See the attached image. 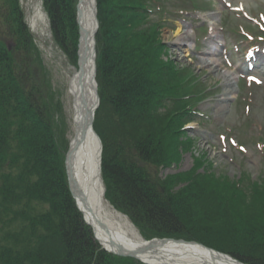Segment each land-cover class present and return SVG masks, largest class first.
Here are the masks:
<instances>
[{"label":"trees","instance_id":"trees-1","mask_svg":"<svg viewBox=\"0 0 264 264\" xmlns=\"http://www.w3.org/2000/svg\"><path fill=\"white\" fill-rule=\"evenodd\" d=\"M18 2L0 0V24L9 26L14 45L9 53L0 42V264H142L103 252L74 208L63 167L67 142L61 133L57 144L49 129L55 93ZM148 2L96 0L94 129L103 145L105 198L146 240H195L245 264H264V185H247L250 195H243L238 184L220 182L212 164L199 172L200 159L188 174L159 177L190 148L182 127L193 120L197 94L189 75L164 59ZM43 6L53 40L72 56V0H43ZM211 196L217 203L236 199L244 214L231 206L228 219L208 217L200 203L212 205ZM207 221L216 234L209 241L197 238L194 226L208 227Z\"/></svg>","mask_w":264,"mask_h":264},{"label":"rangeland","instance_id":"rangeland-1","mask_svg":"<svg viewBox=\"0 0 264 264\" xmlns=\"http://www.w3.org/2000/svg\"><path fill=\"white\" fill-rule=\"evenodd\" d=\"M196 1L198 5L195 10L186 0H161L167 14L158 20L164 24V28L161 30V39L169 46L168 56L174 60L179 71L190 75L187 77L192 79L191 82L194 81L191 91L203 99L196 107L199 115L197 121L187 126L188 136L194 142L191 143L187 152L181 153V159L177 166L171 165L159 174L164 178L178 173L188 174L189 171L197 169L195 159H200L204 165L199 166V172L201 169L208 168L209 163H212V170L219 177L220 182L225 181V178L236 182L242 176L246 177L245 183L264 182V147L259 146L260 141L264 140V85L258 87L252 81L254 87L252 89L247 87L246 90L245 85L241 84L248 77H252V74L246 70V61L249 56L247 48L257 44L246 41L239 35L242 31L254 35L262 32L258 27H264V0ZM42 4V0H19L24 20L31 30L34 45L39 51H36V55L48 73L51 89L55 93V99L51 103L53 105H50L48 120L50 121L49 129L59 144L64 126L61 113H59L61 106L65 123L68 124L66 136L67 139L71 138L70 117L66 112V82L63 79L66 74L65 66L69 62L64 57L66 54L51 39L48 20L44 18ZM37 7L42 8L41 14L37 11ZM213 14L216 15L217 23L214 31L217 32V43H220V47L213 57H207L212 63L218 60L220 66L216 72L200 63V60L210 49L208 42H210L212 31L210 20L207 18ZM257 24L260 26H256ZM183 26L190 28L189 34L192 39L190 44L178 47L175 45L177 31ZM8 27V25L0 24V42L4 43L7 51L11 53L14 45L10 37L11 34L9 35L7 31ZM237 31L241 33L237 34ZM227 73L233 75L234 79L232 93L228 95V100L223 96L227 89L225 86ZM262 83L264 84L263 78ZM249 103L250 107H246L245 105ZM234 143L237 146L242 145L243 150L239 151ZM245 183L242 185L241 191L243 195H250L245 190ZM219 187L229 188L222 185ZM178 189L179 187L174 188V190ZM233 194L237 195L235 192ZM211 198L212 205L209 203L210 200L206 199L200 203L208 217L212 218L214 215V219H228L230 217L228 209L231 206L238 212L242 211L241 215L244 214L245 207L240 209L239 206L242 203L236 199L234 201L227 199L228 203H217L214 196ZM244 201L246 204V199ZM222 212L225 217H222ZM196 214V211H193L194 217ZM223 222L225 223V221ZM202 224H194L198 229L196 237L198 236L199 239L205 237L208 238V241L215 238L216 234L212 231V226L215 227L214 223L206 224L208 227H203ZM132 226L134 229L136 228L134 225ZM135 230L140 234L138 229ZM216 242L219 243L218 240Z\"/></svg>","mask_w":264,"mask_h":264},{"label":"bare ground","instance_id":"bare-ground-1","mask_svg":"<svg viewBox=\"0 0 264 264\" xmlns=\"http://www.w3.org/2000/svg\"><path fill=\"white\" fill-rule=\"evenodd\" d=\"M77 7L80 13V19L78 18L80 40L76 47V61L74 64L67 63L63 79L66 82V112L70 117V128L72 125V132H74L77 127H86L87 134L86 138L80 141V147H77L76 151L69 155L66 168L69 178L73 179L74 191H77L79 198L85 201L93 213L91 222L97 229V231L94 229L97 241L108 249H110L108 242L112 239H118L124 245L133 246L129 248L131 251L138 252V248H145V252H150L149 255L139 258L148 264H201L204 261H209L210 264H238L239 262L236 260L218 257L214 252L195 243L180 245L173 241H162L159 245L157 243L148 244L142 240L130 221L117 210L112 209L103 198L104 188L98 167L99 145L95 136L88 129L91 111L97 104L94 81L95 50L92 38L96 30L93 0H79ZM37 8L41 14V8ZM215 18V14L207 18L210 20L213 32L216 27ZM177 34L175 45L179 47L190 44L192 38L187 28H178ZM215 39V36L212 37L213 41ZM216 45L218 44L216 43ZM215 53L216 50L213 49L200 60L201 65H206L213 72H216L220 64H218V60L212 63L208 57H213ZM225 79L227 89L224 96L228 100V95L232 93L233 89V75L227 73ZM89 154L91 157L88 156ZM93 221H97V223L94 224Z\"/></svg>","mask_w":264,"mask_h":264},{"label":"water","instance_id":"water-1","mask_svg":"<svg viewBox=\"0 0 264 264\" xmlns=\"http://www.w3.org/2000/svg\"><path fill=\"white\" fill-rule=\"evenodd\" d=\"M78 3H79V1H78ZM75 7H76V17H78L80 19L79 9H78L77 5ZM95 13H96V6L94 7V16H95ZM79 23L80 22L77 19V24L79 25ZM95 27H96V30H97L98 27H97V21H96V19H95ZM79 35H80V32H79ZM94 70H95V66H94ZM94 77H95V72H94ZM95 89H96V87H95ZM96 102H97V104L95 105V107L91 111V116H90V120H89V127H88V129L95 136V138H96V140L98 142V145H99L98 167H99V171H100V169H101V166H100L101 156L100 155H101L102 145L100 143V140H99L97 134H95V132L93 130V124H92L93 123V120H94V116H95V110L99 106L98 96L96 98ZM86 134H87L86 127L85 128H78L77 127L76 130L74 131V134H73L74 137H73V139H72V141H71V143L69 145L70 146L69 147V151L67 152V154L65 156L66 157V159H65V168H66V163H67V161L69 159V155H71V153L73 154L74 151H76V148L77 147H80V141L83 138H86ZM88 156H90V154ZM66 176H67V179H68V186H69V189H70V193L72 194V198H73V200H75V203H76L75 204L76 205V208H77V210L80 211V213L82 215V218H83V221L86 223V225H88L90 227V229L93 231V234L95 235L94 229L96 231H97V229L94 228L96 226L93 225L92 222H91L92 221L91 218H93V217H91V215H93V213L90 210L89 206L85 203V201L83 199L79 198V196L77 194V191L76 192L74 191V182H72L73 181L72 178L71 179L69 178L68 172H67V168H66ZM93 223L95 224V223H97V221H93ZM162 241H173V242L179 243L180 245L181 244H183V245H192V244H194V242L188 243V242H185L183 240L177 241V240H172V239H170V240H167V239H159V240L154 239V240L148 241L146 243H148V244L149 243H153V244L154 243H157L159 245L160 242H162ZM108 244H109V248L110 249L103 247V249H104L105 252L107 251V252H109L110 254H112V255H114L116 257L119 256V257H123V258H132V259H134V260H136L138 262L140 261V262H142L144 264H148V263L142 261L139 258L140 256H148L149 255L150 252H145V250H144L145 248L144 249L138 248L137 249L138 252L131 251V250H129V248H131L133 246H131V245H124L120 241H118V239H116V240L115 239H112V241L108 242ZM195 244H197V243H195ZM197 245H199V244H197ZM199 246H201V245H199ZM149 248H147V250H149ZM206 249H208L210 252H214L218 257H222V258L227 257L229 260H232L230 257L226 256L225 254L222 255V254H220V253H218V252H216L214 250H210L209 248H206ZM201 264H210V262L209 261H204ZM238 264H241V263H238Z\"/></svg>","mask_w":264,"mask_h":264}]
</instances>
